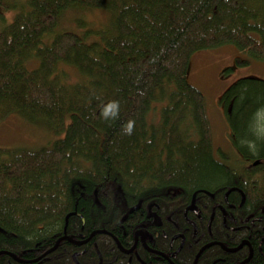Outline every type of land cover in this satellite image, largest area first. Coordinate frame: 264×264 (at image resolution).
I'll use <instances>...</instances> for the list:
<instances>
[{"label": "trees", "instance_id": "obj_1", "mask_svg": "<svg viewBox=\"0 0 264 264\" xmlns=\"http://www.w3.org/2000/svg\"><path fill=\"white\" fill-rule=\"evenodd\" d=\"M71 7L102 8L111 20L59 32ZM226 44L246 58L224 71L264 61V0H0V122L16 113L64 131L48 147L0 148V264L13 261L8 253L33 258L61 237L72 240L34 264H76L74 252L97 264L95 246L102 264H126L114 237L127 248L135 226H172L167 219L192 202L201 217L189 213L195 235L179 219L176 264L197 253L195 264L246 255L245 246L231 253L216 244L234 247L248 230L229 232V219L210 207L227 211L243 194L234 210L243 220L264 204V135L250 128L264 108V79L241 77L218 99L231 154L214 147L205 98L187 79L194 52ZM157 247L166 252L167 239ZM255 247L252 264H264Z\"/></svg>", "mask_w": 264, "mask_h": 264}, {"label": "rangeland", "instance_id": "obj_2", "mask_svg": "<svg viewBox=\"0 0 264 264\" xmlns=\"http://www.w3.org/2000/svg\"><path fill=\"white\" fill-rule=\"evenodd\" d=\"M14 14L10 11L8 20ZM111 20L110 14L102 8H68L59 16L56 30L80 33L84 27L105 28ZM246 58L233 45H222L215 48L194 52L190 57L188 82L198 88L206 103L214 147H220L227 153H235L229 141V130L224 120L222 108L218 104L221 94L241 77L264 79V61L250 60L247 65L232 70L225 68L234 64L235 58ZM69 77L77 79L74 69L67 67ZM159 105L149 113V118L156 120ZM256 136L264 135V108L256 114L254 126H250ZM64 131L53 132L45 121L33 122L12 113L0 122V148H26L36 150L48 147L63 137Z\"/></svg>", "mask_w": 264, "mask_h": 264}, {"label": "flooded vegetation", "instance_id": "obj_3", "mask_svg": "<svg viewBox=\"0 0 264 264\" xmlns=\"http://www.w3.org/2000/svg\"><path fill=\"white\" fill-rule=\"evenodd\" d=\"M252 165H254V164L252 163ZM244 197H245V195L240 194L239 195L240 199L236 203H234L232 200L228 201L227 194H225L224 195L225 202L228 201L227 211L219 203L214 204V205H212V207H210L214 210L216 208L218 209V211L221 213V217H222L224 224H225L226 220L229 219L231 225H226L227 227L224 226V227H226V229L229 230V232L232 231V233L234 234V232L239 230V229L244 228V229L248 230L246 237L240 238L239 242L234 247H226L223 243L218 242L226 248V249H223L220 246L223 250H225L227 252H231V253L239 251L243 246H245L246 255H244L242 258H238L235 261H231V262L228 260L226 261L224 259L216 260L215 262H217V264H247V263L252 264V255L254 252V244L256 245L255 250L257 251V253L260 256L264 257V204L263 203L259 204V207H258L260 210L258 213L259 215L255 216L253 213H249L247 216H245L243 218V220H241V218H240V220L239 219L236 220V215H239V213H236L234 210L240 208L242 201L241 202H239V201L242 200ZM192 204L195 206L196 212H194L193 210L192 211L186 210ZM189 213H191L194 216H197V218L201 217L198 207L192 202V203L187 204L183 207V212H182L181 217L174 218V217L170 216L167 219V221H169V223L172 226H167V225L163 226V224L161 222L155 223L154 226H156L157 230L154 229L153 231L149 230L145 226H143L142 228H138V226H135V229H133L134 231L130 232V237L132 239H131V242L126 246L127 248H125L123 245H121L120 242L118 241V239L116 237H114L117 239V241L119 243V248L128 257L126 264H131L132 259L134 260V264L135 263H138V264H154V260H163L164 264H176L173 261V259L176 257V254L181 250V248L183 247V245L185 243L184 242L185 236L183 233L184 230H181L182 226H180V224H179V219H182V220L185 219L186 223H188L190 225V227L193 228L194 235L196 234V231H197L196 230L197 229L196 223H194L193 217L191 215H189ZM148 218H151V217L147 216V222L146 223L150 224V222L148 221ZM212 218H213V213L210 216L209 222L212 220ZM248 220H250L249 223H248ZM163 227H165L166 229H163ZM109 234L112 235L111 233H109ZM125 234H126V230L124 228V229H122V236H124ZM254 235L256 236L255 240L253 239ZM63 236H65V235H63ZM67 238L71 239L70 237H67ZM160 238L167 239V251L166 252L160 250L157 247V240ZM85 240L79 241L78 244L83 243ZM253 240H254V242H253ZM174 242L177 243L175 246H174V244H175ZM218 243L216 242V244H218ZM211 244H215V243L213 242V243H210V245ZM54 245L52 247H54ZM57 245H58V243H57ZM203 246H205V244ZM51 248L47 249L46 251L42 252L41 254H39L33 258H30V259L22 258V251L17 256H15L12 253H8L13 261H7V264H34V263L38 262L40 259L44 258V256L46 254H48L46 252L48 250H50ZM95 249H96L97 254H98L97 264H99L100 260H101V264H102V256H101V254H100V252L96 246H95ZM230 250H232V251H230ZM140 251H142V253H147V254L145 256L144 255L142 256V253ZM0 253H2V252L0 251ZM77 255H78V252H74L72 254L73 261L76 264H82L79 261H77V259H76ZM196 255H195V257H196ZM195 257H194V259H195ZM194 259H193V261H194ZM192 264H193V262H192Z\"/></svg>", "mask_w": 264, "mask_h": 264}, {"label": "water", "instance_id": "obj_4", "mask_svg": "<svg viewBox=\"0 0 264 264\" xmlns=\"http://www.w3.org/2000/svg\"><path fill=\"white\" fill-rule=\"evenodd\" d=\"M257 162H254L253 164H256ZM186 210H190V211H194V212H196V209H195V206L192 204V205H190ZM63 239H68L67 237H61L60 239H58L57 241H56V243H55V245H54V247H52L50 250H48L46 253H49L50 251H52V250H54L55 248H56V246H57V243H59V241L60 240H63ZM115 239V241H116V244L119 246V243H118V241H117V239L116 238H114ZM223 249H226L222 244H220V243H218ZM210 244H207V245H205V246H203L202 248H201V250H200V252L204 249V248H206V247H208ZM230 251H232V250H230ZM198 254L199 253H197V255H196V257H195V259H194V261H193V264H195L196 263V258H197V256H198ZM99 264H101V260H100V262H99Z\"/></svg>", "mask_w": 264, "mask_h": 264}]
</instances>
